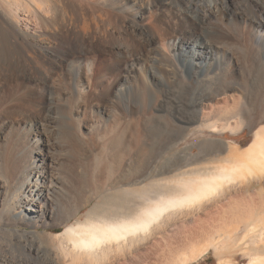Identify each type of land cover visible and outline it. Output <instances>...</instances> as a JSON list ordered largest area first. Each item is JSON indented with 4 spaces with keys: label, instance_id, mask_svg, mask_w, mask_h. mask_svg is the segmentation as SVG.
I'll use <instances>...</instances> for the list:
<instances>
[{
    "label": "bare ground",
    "instance_id": "6f19581e",
    "mask_svg": "<svg viewBox=\"0 0 264 264\" xmlns=\"http://www.w3.org/2000/svg\"><path fill=\"white\" fill-rule=\"evenodd\" d=\"M130 1L136 10L129 29L145 44H158L163 54L168 55L163 56L176 61L179 69H171L168 76L151 73L152 82L155 87L159 86L156 90L160 92L157 99H149L148 106L154 112L143 117L137 126L133 161L121 163L122 157L118 158L120 164L116 173L115 157L106 163L111 175H107L106 182L110 185L109 191H100L98 160L103 155L72 165L70 175L73 180L64 181L55 168L58 162L54 156L66 150L65 144H72L75 139L66 131L60 132L62 129L47 138H36L41 135L36 132L37 155L21 170H17L11 157L4 168L0 152V236L17 242L24 251L15 256L7 249L0 250V264H30L41 251L47 256L46 262L41 264H97L101 258L105 260L114 253L125 255L139 239L168 237L171 226L177 222L188 223L191 218L196 220V226L192 223V228L181 233L179 240L182 243L175 251L166 248L168 245L162 246L161 254H171L170 264H191L210 248L221 255L241 251L249 258L247 264H264V72L258 76L250 72L244 74V61L256 53L255 45L258 48L257 44L262 42L260 45L264 46V0ZM128 8L124 5L123 9L127 11ZM148 15L167 30L164 38L148 29V23L145 26ZM1 16L7 18L8 44L15 48L24 28L5 14ZM25 30L31 34L27 35L30 41L26 44L44 52L42 61L63 65L64 60L51 56L42 39L34 36V28L26 26ZM185 50L190 54L185 56L182 64L177 52ZM156 54L154 57H159ZM8 57L0 26V65L6 64ZM202 57L204 62H195ZM259 62L264 66V57ZM187 65L193 69L186 70ZM27 77L48 83L51 76L41 72ZM17 78V75L11 77L0 70V91L8 81ZM181 85L191 87L192 96L185 103L176 97L177 87ZM120 93H125L131 102L140 96L134 86ZM149 94L146 91L145 96ZM22 97L15 101L29 107L31 97L25 94ZM120 122L118 119L115 122L117 128ZM247 129L254 134L247 145L243 141H226L221 137L231 133L232 138H236L233 136H240ZM116 130L112 128L114 136L107 142H111L109 146L114 151L119 148L122 138ZM194 135L199 138L198 152H186V146L181 148L180 143ZM160 149H171L179 155V161L160 163L156 159ZM114 151L109 154L113 156ZM224 153L223 157L219 156ZM192 164L196 166L189 167ZM87 188L90 195L78 203L77 196L84 195ZM254 188L260 191L251 201L241 198L242 203L227 202ZM98 198L83 219L79 215L82 208ZM74 216L78 217L76 222L68 223ZM57 224H67L63 232L54 235L60 241V250L51 246L41 249L37 240L42 239V233L34 229ZM232 261L223 257L219 264H234Z\"/></svg>",
    "mask_w": 264,
    "mask_h": 264
},
{
    "label": "rangeland",
    "instance_id": "374dc122",
    "mask_svg": "<svg viewBox=\"0 0 264 264\" xmlns=\"http://www.w3.org/2000/svg\"><path fill=\"white\" fill-rule=\"evenodd\" d=\"M124 5L126 7L129 6L130 9L124 10ZM133 7L130 0H0V26L2 28L4 46L9 54L6 64L0 65V70L11 75V77L14 75L18 77L17 79H11L7 83L5 82L3 90L0 91V138H3L0 140V152L3 154L4 168L11 157L17 164V170L23 169L37 155L38 145L37 142H34L35 139L40 136L47 138L51 133L56 134L57 131L62 129L60 132L64 133L66 131L69 135H74L75 139L74 143L65 144V149H69L68 153L64 150L54 156L56 162H58L55 168L63 176L64 181L69 183L71 179L73 180L70 175L72 165L92 161L96 155L99 158L104 156L98 160L100 165L99 185L101 192L109 191L110 185L106 183L109 176L105 166L106 163L109 160L112 162V157H115L114 159L117 161L114 160L113 163L117 168L114 169V172H117L116 169L119 168L118 165L120 164V159L118 158L122 157L121 163L133 161L132 154L136 151L134 144H136V133L139 128L137 126H139L140 121L146 115L154 112L148 106L149 99H157L160 92L156 90L159 86L155 87L152 82L151 73L158 72L168 76L171 71L179 69V64L170 57V59L167 58L168 55L163 54L164 52L161 51L158 44H145L129 29V24L132 22V16L136 10V7L134 9ZM3 14L24 28L19 34L20 41L15 48L8 44L10 37L6 33L5 23L7 21L5 20L6 17L2 18L3 16L1 15ZM157 24L159 23L152 16L148 15L146 17L145 26L158 34L160 33L164 38V35H167L168 32L164 30L163 26L161 27ZM26 26L34 28V36L40 40L42 39L41 41L48 47V52L51 56L53 55L55 59L64 60L62 66L56 62L46 63L42 61L44 52L34 50L26 44L27 41H30L27 35H31L25 30ZM260 44L258 43L257 45L261 50L255 45L257 51L256 49L254 50L256 53L254 52L251 57L252 62L249 61L251 59L246 62L244 58L245 75L250 72L252 75L258 76L264 72L262 71L264 66L259 62L264 57V46ZM155 54L159 55V57H154ZM189 54L188 50L178 51L177 58L180 60L179 62L183 64L185 56ZM256 54L259 56L262 54V56L259 57ZM153 58L156 59L153 60ZM157 58L161 59L158 60ZM204 61V57L195 60L198 64ZM152 64L156 65L155 68H153ZM191 69L193 68L187 65L186 70L189 71ZM253 71H256V74ZM41 72L50 74L49 84L27 77L40 75ZM129 86H134L140 92V96L134 102H131V99L129 100L125 93H120L121 90L123 91ZM183 86L177 87L176 97L178 96L177 99L185 103L187 102L186 100L191 98L192 93L190 86ZM146 91L150 92L149 95H146L148 99L145 96ZM157 91L158 94L156 93ZM24 94L29 95L32 99V103L28 105L29 107L27 105L24 107L20 101H15L23 98ZM52 116L56 117V119ZM61 118L65 119L62 120ZM52 119L55 121L53 122ZM117 119L119 122L120 119L122 121L120 122L122 125L120 124V128L118 127L119 129L117 128V123L115 124ZM113 127L118 130L116 132L117 135L122 137L119 150L115 151L109 146L111 142L107 144L114 136ZM45 128L47 130H44ZM36 132L41 133V135L37 136ZM35 136L37 137L35 138ZM221 137L226 141L233 139L243 141L244 145H246L253 140L254 134L247 129L241 132L240 136H233L236 138H232L231 133L226 136L221 135ZM198 142V135H194L189 140L181 141L180 147L186 146V152L195 153L198 152ZM69 145H74V147ZM170 150L160 149L163 153L159 151L156 157L157 161L160 163H176L179 161V155H175L174 151ZM111 151H114L113 154L115 156L111 155ZM116 155L119 157L117 156L116 158ZM224 155L225 153L219 154L220 157ZM193 166H196V164L189 165V167ZM105 173L107 174L104 175ZM103 188L105 189L103 190ZM257 188L246 191L243 196H238L237 199L231 198L227 202L232 204L242 203L241 198L246 202L251 201L260 191ZM85 191L86 193L83 192V194L85 193L84 195L77 196L78 203H81L80 201L84 202L90 195L91 191L88 188ZM246 198L249 199L247 200ZM98 200L99 198L94 199L87 204L82 208L79 215L84 219L89 208ZM244 200L242 201L245 202ZM77 218V216H74L68 223H75ZM193 219L188 220V223H175V226L173 225L169 228L168 237L159 238L154 236L139 239L138 242H134V247L132 246L129 249L130 251H126L127 255L126 253L125 255L114 253L108 255L105 260L101 258L97 264H164L165 262V264H170L171 254H168L169 256L167 255L169 252H163L166 256L161 254L163 247L168 245L169 247L166 248L175 251L182 243V240H179L182 239L181 233L186 228H192L193 224L196 226V220ZM66 225L57 224L34 229L42 233V239L37 240L39 242H37V245L41 249L45 248V246H51L60 250V241L55 239V236L57 233L63 232ZM20 228L32 230V228L26 226H20ZM172 232L175 234H172ZM168 241L170 242L168 243ZM174 246L175 248H173ZM166 248H164V251H170ZM2 249L11 251L15 256L24 253L22 246H19L17 242L12 241L7 236H0V250ZM171 251L170 253H172ZM162 255L169 261H165ZM35 257V259H31L30 264L46 262L44 259L47 256L44 251H41L40 254L36 253ZM223 257L231 258L234 264H247L249 261L248 256L241 251L221 255L214 248H210L208 253L191 264H219L220 259ZM65 262L67 263L68 260Z\"/></svg>",
    "mask_w": 264,
    "mask_h": 264
},
{
    "label": "trees",
    "instance_id": "16d2710c",
    "mask_svg": "<svg viewBox=\"0 0 264 264\" xmlns=\"http://www.w3.org/2000/svg\"><path fill=\"white\" fill-rule=\"evenodd\" d=\"M249 144V143H248ZM247 145V144H246Z\"/></svg>",
    "mask_w": 264,
    "mask_h": 264
}]
</instances>
